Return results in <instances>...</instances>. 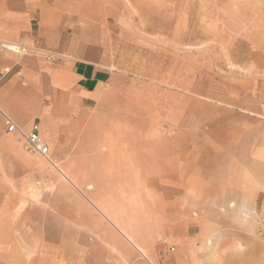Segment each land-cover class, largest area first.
Returning a JSON list of instances; mask_svg holds the SVG:
<instances>
[{
    "label": "crops",
    "instance_id": "obj_1",
    "mask_svg": "<svg viewBox=\"0 0 264 264\" xmlns=\"http://www.w3.org/2000/svg\"><path fill=\"white\" fill-rule=\"evenodd\" d=\"M232 4L204 37L241 23L225 38L247 138L193 162L191 8L207 0H0V264H264V11ZM6 118L36 124L46 158Z\"/></svg>",
    "mask_w": 264,
    "mask_h": 264
},
{
    "label": "rangeland",
    "instance_id": "obj_2",
    "mask_svg": "<svg viewBox=\"0 0 264 264\" xmlns=\"http://www.w3.org/2000/svg\"><path fill=\"white\" fill-rule=\"evenodd\" d=\"M232 2H234V9L237 10L239 7L241 13L242 10L247 9L249 3L251 4L250 8L252 10L255 9L257 12L264 11V0H207V6H203L204 15L202 17L199 16V7L193 5L191 8L193 27L192 40L193 45L196 46L191 48V69L189 70L192 77V117L191 133L189 136L192 142L193 162L219 161L221 158L220 156L217 157L215 152H223V156L226 154L227 156L225 157H230V151L235 148L231 145L230 140L232 137L239 138L240 140L247 138V135H233L231 131V128L235 126V124H240V126H246L247 124L241 118L236 119L237 115L233 118V112L235 111L231 108V106H233L232 99L238 94V90L240 89L237 86L238 83L236 78L238 75H243V73L231 66L233 62L230 57V55H232V49H236L235 52H237L238 48L233 47L232 40L225 38V36H231L233 30L237 29L238 26L240 27L241 23L231 19H224L221 24L223 25L222 31H224V33L220 32L219 35H217L218 33L215 32L213 39L204 37L205 33L208 32V34H211L215 30V21L218 17L220 18L221 14L230 15L232 13ZM200 18L204 21L203 23L208 25V31L201 32V30L198 29ZM201 35L202 40H200ZM222 42L228 45V51L230 52V54L226 56L228 58L222 56V52H224L221 49L223 48ZM201 43L202 45H200ZM177 57L182 58L183 55ZM183 62L184 61L181 62L180 72L179 70L176 71V88L171 90L176 96L175 107H171L170 110L173 112L172 118L175 120L174 122L177 130H183V113L188 110L189 105L188 101L184 103L182 99L184 95L183 85H178L180 82V80L178 81V76L180 75L182 77L183 75ZM186 63H188V61H186ZM206 64H209L208 69H205ZM185 66L186 71L189 72L187 69L188 64H185ZM222 67L224 69H222ZM146 71L147 74L151 73L149 70ZM161 73L163 72L161 71ZM233 80H236L237 85H234ZM254 89L257 92L261 91L258 86H255ZM187 136L186 131V140ZM179 139V143L183 144V134H181ZM237 144L238 143H236V145ZM253 216L257 221V234L259 237L264 238V214H256Z\"/></svg>",
    "mask_w": 264,
    "mask_h": 264
},
{
    "label": "built area",
    "instance_id": "obj_3",
    "mask_svg": "<svg viewBox=\"0 0 264 264\" xmlns=\"http://www.w3.org/2000/svg\"><path fill=\"white\" fill-rule=\"evenodd\" d=\"M5 125L8 134H18L22 142L23 150L26 153L46 158L48 154V144L40 138L39 129L36 124L31 127L28 133L22 132L7 118L5 120Z\"/></svg>",
    "mask_w": 264,
    "mask_h": 264
}]
</instances>
